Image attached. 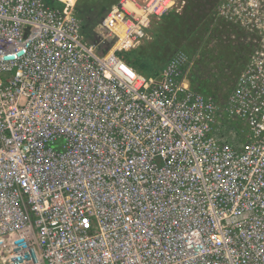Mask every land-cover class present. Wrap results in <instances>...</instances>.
Returning <instances> with one entry per match:
<instances>
[{"label": "built area", "instance_id": "built-area-1", "mask_svg": "<svg viewBox=\"0 0 264 264\" xmlns=\"http://www.w3.org/2000/svg\"><path fill=\"white\" fill-rule=\"evenodd\" d=\"M180 1L119 0L89 43L74 4L0 0V264H264V0L214 8L222 106L183 50L117 56Z\"/></svg>", "mask_w": 264, "mask_h": 264}, {"label": "trees", "instance_id": "trees-1", "mask_svg": "<svg viewBox=\"0 0 264 264\" xmlns=\"http://www.w3.org/2000/svg\"><path fill=\"white\" fill-rule=\"evenodd\" d=\"M80 1L77 0L76 5ZM99 1H88L85 7L81 9L75 8L77 12L81 13V16L78 18L82 22V34L89 43L97 41L94 31L95 26L102 20L103 13L108 12L112 7L109 1L113 0ZM115 1L118 3V0ZM181 1L184 4L179 11L173 9L161 18L151 20L147 29L148 42H143V44L131 50L119 52L121 59L136 73L144 74L146 77H155L175 51L183 50L188 54L189 59H191L196 54L198 47H200L198 43H201L203 49L209 44L206 42V37L213 31L215 21L212 14L219 0ZM103 2L105 6L103 10H99ZM58 4L61 5V3ZM97 6H99V9L96 8ZM93 9H95V14L92 13ZM202 27L205 29H202ZM202 32L203 36L205 34L204 37H201ZM178 43L179 45H177ZM105 52L106 50H99V53L104 54ZM196 59L201 63V58ZM216 59L221 60L219 58ZM210 60L207 59V62L211 66L215 58L213 57ZM222 66L223 63H220L221 69H223ZM204 92L201 93L206 94Z\"/></svg>", "mask_w": 264, "mask_h": 264}, {"label": "rangeland", "instance_id": "rangeland-1", "mask_svg": "<svg viewBox=\"0 0 264 264\" xmlns=\"http://www.w3.org/2000/svg\"><path fill=\"white\" fill-rule=\"evenodd\" d=\"M62 1H66V0H62ZM88 1H94V0H81L79 2V4H77V5H76V3H77V1H76L74 3V10H75V8L81 9V8L85 7L87 5ZM101 1L102 0H100L99 2H101ZM116 2L117 1L114 2V0L109 1V3L112 4V7L108 10V12H110L114 7H116V5H117ZM56 4L59 6L58 3H56ZM183 4L184 3L182 1L178 2L177 5L175 6L177 8H174V9H176V11H179L182 8ZM101 6L102 7L100 9H99V6H97L96 8H98L99 10H103L105 3L104 2L101 3ZM88 10L90 11L89 8H88ZM94 10L95 9H93V11H92L93 14H95ZM108 12L107 11L104 12L105 14L103 13L102 17L104 18ZM76 13H77L78 17L81 16L80 12L76 11ZM100 19H101V17H100ZM97 25L95 26L94 31L96 30ZM202 26H204V25H202ZM202 29H205V28L202 27ZM202 36H203V32L201 33V37ZM204 36H205V34H204ZM148 39L149 38L147 35V30H146L145 37L133 48H136L140 44H143V42H148L147 41ZM206 42L209 44L204 49L201 47V43H198V45L201 48L198 47L196 54L194 56H192V58L190 59V64L185 67L184 72H185L186 79L189 83V86L192 89L199 91V92L205 91L204 93L213 96L215 98V100L217 101V104L222 106V104H223V102H224V100H225V98L229 92L228 91L229 84H228V82L224 81L225 75H224L223 69H221L220 67L214 66V65L210 66L209 63L207 62V59H209V58L212 59L214 57V58H219V59L224 60L227 53H226V50L222 47L223 44H222L221 37H219L214 31H211L210 34L206 37ZM211 42L214 45H211ZM112 45H113V42L105 44L104 47L102 49H100V51L106 50V52H107V51L112 49ZM177 45H179V43ZM133 48H131V49H133ZM199 50H200V52L198 53ZM122 52H125V51H122ZM193 53H195V52H193ZM117 56L121 59L119 52L117 53ZM196 58H201L202 64ZM141 75L145 76L144 74H141ZM229 80H230V78H229Z\"/></svg>", "mask_w": 264, "mask_h": 264}, {"label": "bare ground", "instance_id": "bare-ground-1", "mask_svg": "<svg viewBox=\"0 0 264 264\" xmlns=\"http://www.w3.org/2000/svg\"><path fill=\"white\" fill-rule=\"evenodd\" d=\"M60 1H62V0H60ZM66 2L73 4L74 0H66Z\"/></svg>", "mask_w": 264, "mask_h": 264}, {"label": "crops", "instance_id": "crops-1", "mask_svg": "<svg viewBox=\"0 0 264 264\" xmlns=\"http://www.w3.org/2000/svg\"><path fill=\"white\" fill-rule=\"evenodd\" d=\"M77 0H74L73 4L76 2Z\"/></svg>", "mask_w": 264, "mask_h": 264}]
</instances>
